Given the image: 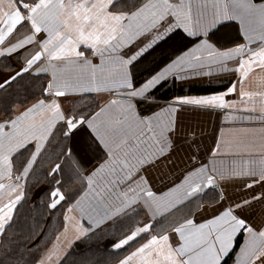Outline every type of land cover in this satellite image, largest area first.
I'll return each instance as SVG.
<instances>
[{"label": "snow or ice", "instance_id": "obj_1", "mask_svg": "<svg viewBox=\"0 0 264 264\" xmlns=\"http://www.w3.org/2000/svg\"><path fill=\"white\" fill-rule=\"evenodd\" d=\"M162 42L178 47L137 80ZM214 76L236 79L164 105L154 93ZM186 109L262 127H222L207 146L182 125ZM0 112V264H65L74 241L141 204L151 219L122 231L116 264H264V0H0ZM37 165H51L41 207L75 202L55 239L34 226L5 244Z\"/></svg>", "mask_w": 264, "mask_h": 264}, {"label": "crops", "instance_id": "obj_2", "mask_svg": "<svg viewBox=\"0 0 264 264\" xmlns=\"http://www.w3.org/2000/svg\"><path fill=\"white\" fill-rule=\"evenodd\" d=\"M198 2V0H193V3ZM231 31L233 32L234 35L237 34L238 32V28L234 27L231 29ZM175 47H178V45L176 46H170L169 44H164L162 42L161 46L156 48L155 50H150L149 53L145 54V57L142 61V65H143V69L140 71H137L136 73V78L137 80L142 81L146 75H148L151 70L156 69L158 70V66H162V63H167L168 58L174 53L175 51ZM12 64L13 67L17 66V62H16V58L13 57L12 58ZM231 66V65H230ZM48 77H46L47 79ZM208 77H203L201 79H192V80H188L186 82H177L174 79L168 80L166 81L167 84L172 85L173 87L177 88L179 86L181 87H188V86H198V85H203V84H220L219 81H223L224 87L227 85L228 80L231 79L233 81H235L236 77L232 76V77H228V76H214L211 78V82H209ZM222 88L219 91H224L226 90L225 88ZM211 92H205V93H189V94H172L170 97L169 96H159L158 93L155 95L158 97L159 102L161 103V105L166 104L169 100H171V98L173 96H183V95H206V94H210ZM232 99H235V97H230ZM26 103H30L29 101H26ZM182 125H186L189 126L192 130H194L196 138L198 140V142H202L203 145H207V146H212L213 144V138L214 137H219L221 134V128L223 127L225 130V133H227L229 131V129H238L241 127H246V128H253V129H260L262 127L261 124L259 123H254V124H229L228 122H226L224 120V113L220 112V113H216L213 112L211 114H205V113H198L195 112L191 109H186L180 116ZM226 139H232V137L227 136L225 137ZM256 141H257V147L255 149L256 152H259V144H260V137L257 136L256 137ZM89 155H92V153H89ZM100 158V154H95V157L92 159L91 163L88 165V167H91L92 165H95L97 163V160ZM187 163V160L184 161V163H180L179 166L176 168L175 172L178 173L183 167L184 165ZM217 163L219 164L220 161L218 160ZM51 169V165L49 166V171ZM158 173H156L155 171L153 172V176L157 175ZM169 179H171V177H169ZM66 186H70V187H77V185L72 184V185H66ZM155 188H159L160 187V182L157 181L155 186ZM83 192V189L80 190V192L77 193V196H79L81 193ZM74 200H71L67 203L64 212L66 211V209L68 208L69 204L74 203ZM260 213H259V209L257 210V216L259 217ZM77 219H79V214H76ZM151 217L150 214L147 212L146 209H144L143 205H139V214L132 217L131 221H125V225L118 231V232H106L105 237L110 241L108 242V246L109 248H112V244L115 242V240H117L118 238H120L122 231L126 228V226L129 223H135L137 221H145V220H149L150 221ZM85 227H87V219L85 218L84 221ZM111 228V226H110ZM63 231V222L62 225L60 227V229L57 231L56 234H58L59 232ZM103 233V232H102ZM102 233H97L95 235H93L90 239H85V240H78V241H74L73 245L76 244L77 242H81L83 241L84 243L88 244L93 242L95 239H98L100 235H102ZM105 238V239H106ZM55 239V236L54 238ZM103 239V238H102ZM72 245V246H73ZM50 246V245H49ZM127 254V249L125 251H120L119 255L117 256V259L112 263V264H116V261L118 260V258H122L124 255Z\"/></svg>", "mask_w": 264, "mask_h": 264}, {"label": "trees", "instance_id": "obj_3", "mask_svg": "<svg viewBox=\"0 0 264 264\" xmlns=\"http://www.w3.org/2000/svg\"><path fill=\"white\" fill-rule=\"evenodd\" d=\"M41 79L46 80L45 76H41ZM224 87V84H203L198 86H188V87H173L167 82H164L162 86L157 87L154 90V93H158L159 96H171L172 94H183V93H205L212 92L213 90L219 91ZM0 115H3L0 112ZM50 166V165H49ZM49 166L44 169V172H39L38 177H33L29 181L31 191L27 193L28 204L24 206L22 211L24 214L17 217L16 223L9 229H7L6 234H4V243L7 244L9 241L15 242L13 237L18 239H23L21 233H26L29 229L36 226V230L39 231L41 228H47L49 234L54 238L57 231L60 229L63 222V214L67 203L63 207H58L54 212L49 213L46 208L41 207V198L46 195L49 185L43 180V174L49 171ZM40 178V183H33L32 180ZM59 178V177H57ZM52 186H55L53 182ZM69 202V201H68ZM49 215L51 218L49 219ZM123 224H117L115 226V232H118L123 226ZM111 229V228H110ZM55 230V232L53 231ZM113 232L109 230L108 232ZM106 232H103L98 239H95L91 243H84L79 241L71 247L70 256L68 260L65 261V264H73V261L76 264H112L119 255L120 252H117L114 249L109 248L108 240L106 237ZM47 237H42L41 240L46 239ZM103 238V239H102ZM106 238V239H105ZM43 250V249H41ZM122 252V251H121ZM0 251V255H2Z\"/></svg>", "mask_w": 264, "mask_h": 264}, {"label": "rangeland", "instance_id": "obj_4", "mask_svg": "<svg viewBox=\"0 0 264 264\" xmlns=\"http://www.w3.org/2000/svg\"><path fill=\"white\" fill-rule=\"evenodd\" d=\"M172 86V85H171ZM183 94H189V93H183Z\"/></svg>", "mask_w": 264, "mask_h": 264}]
</instances>
